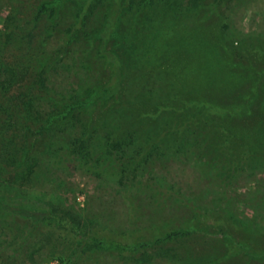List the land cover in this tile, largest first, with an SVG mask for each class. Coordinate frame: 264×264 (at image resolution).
<instances>
[{
  "label": "trees",
  "instance_id": "obj_1",
  "mask_svg": "<svg viewBox=\"0 0 264 264\" xmlns=\"http://www.w3.org/2000/svg\"><path fill=\"white\" fill-rule=\"evenodd\" d=\"M145 1L160 8L154 17L166 25L153 17L122 21L121 13L128 7L118 0H92L89 5L85 0L46 1L34 21L55 24L42 44L32 50L38 34L27 30L29 41H19L10 53L12 42L19 40L11 29L21 28L28 17L22 6L12 7L0 31V216L57 226L87 239L83 245L79 242L82 253L113 251L110 257L123 264H145L137 254L211 231L222 238V261L240 255L262 261L264 87L249 92L247 79L223 80L221 65H148L147 54L160 44L161 30L168 32L167 49L173 50L174 45L200 47L197 37L215 27L196 23L197 29L190 32L167 17L180 11L195 19L206 10L205 0ZM223 2L216 0L215 6ZM53 34L65 37L72 47L68 63L61 65L71 74L50 87L46 72L56 53L64 50L53 55L46 50ZM222 37L228 48L233 47L226 34ZM249 51L252 57L261 55L264 44ZM174 59L182 63L178 54ZM209 66H218L213 76ZM249 68L253 74L255 68ZM24 87L28 89L20 91ZM37 89L48 96L34 94ZM206 89L216 91L218 100L196 99ZM240 91L248 104L229 99ZM112 99L114 105L94 117L95 110ZM245 110L247 115L255 112L252 119H238ZM173 164L189 170L193 182L184 187L169 182L165 172ZM54 172L68 178L76 173L90 176L101 188L121 194L128 212L121 230L97 225L89 231L90 240L82 214L63 199L60 189L38 190L41 196L26 197L38 189L39 180L52 184ZM252 178L259 179L255 188L239 195L236 188ZM241 206L254 214L253 220L236 217ZM53 238L50 231L43 239L49 243ZM2 245L0 241V264H19L4 257ZM76 253H61L57 261L73 264ZM145 255L153 260L157 252Z\"/></svg>",
  "mask_w": 264,
  "mask_h": 264
},
{
  "label": "rangeland",
  "instance_id": "obj_2",
  "mask_svg": "<svg viewBox=\"0 0 264 264\" xmlns=\"http://www.w3.org/2000/svg\"><path fill=\"white\" fill-rule=\"evenodd\" d=\"M46 1L49 0H0V31L6 27L7 18L14 5L22 6V12L28 15V17L26 16L27 22H23L21 28L15 26L11 29L13 33L19 35V40L18 42H12L10 53L17 49V45L20 46L18 44L19 41H29L27 30L38 34V37L33 40L32 50H36L42 44L43 40L41 41V39L44 34H47V29L55 24L47 20H43L39 24L34 21L39 7ZM106 1L109 2V0ZM205 1L206 10L195 19L190 18V14H183L180 11L177 12L176 16H167L170 20L174 19L177 21L179 25L190 28V32L195 31L196 23L215 27V30L214 28L213 30L209 29L210 31L207 34L203 33L204 35L197 37V42L200 41V44H197L201 46L196 47V44H184L176 48L174 45L171 46L173 50H168V32L165 29L161 30L160 44H157V46L154 45L149 54H147L146 58L149 60L148 65H221L220 69L222 71L219 75L223 80L237 79L241 82L247 79L246 88L249 89V92H252L255 87L257 89L263 88L264 51L261 55L256 54L252 57L249 50L253 47H260L262 43L264 44V0H220L224 2L218 7H216L217 5L215 6L216 0ZM85 2L86 5H89L92 0H85ZM118 3L122 7L123 5H127L126 7H128L127 10L121 13L122 21H140L144 18L151 17L157 18V21L159 20L158 17L154 16L159 13L158 10L160 8L158 9L156 5L152 8L149 7V3L145 0H118ZM166 22L160 21L158 24L164 23L163 25H166ZM225 34L227 38L229 37L228 39L233 41V47H227L222 37ZM189 36L188 39L190 41L193 40L191 39L193 35ZM172 38V40H175L174 37ZM208 40L212 41L209 43ZM45 45L46 50L50 51V53L64 49L62 53H56L53 59L55 60L54 64L46 72L45 78L48 81L47 85L51 87L54 84L53 82L62 83L71 74L61 65H65V62L68 63L71 57L70 50L72 47L67 45L65 37L54 34ZM214 48L217 51L215 53ZM177 54L178 58L182 60V63L177 64L175 61L174 58ZM250 66L255 68L253 74L249 71L251 70L249 68ZM217 67L209 66L212 76L214 75V70L218 69ZM53 69H57V74L51 77V74L54 72ZM257 72L259 75L255 77ZM23 89L26 90L28 88H20V91ZM20 91L16 90L15 92ZM242 92H237L229 99L231 101L234 100V102L241 101L244 104H248V99L241 100V97L246 96ZM34 94L40 97L48 96L47 91L44 94L41 89L35 90ZM222 95L226 94L222 93ZM251 95H249L250 100H252L251 97L253 96ZM195 97L198 100H218L216 91L209 89L204 90ZM255 99L257 100V98ZM114 100H110L107 106L97 108L94 112V117L100 116L108 106L114 105ZM219 100H222V98ZM256 108L257 105L255 107V104H253L250 110L254 111ZM247 112L248 110H245L238 119H252L251 116L255 115V112L253 115H247L249 114ZM165 173L169 182L182 187L193 182L192 173L184 167L175 164L170 166ZM260 177L264 178V175H260ZM258 181V178H252L242 183L236 188L237 193L241 196L247 195L255 188ZM36 185L38 189L35 188V192L30 190L26 197L41 196L37 192L38 190L43 191L44 189L50 188L60 189L65 194L63 199H69L70 202L68 201V204H74L77 212L82 214L85 229L89 235L87 238L90 240L93 234L91 235L89 231L91 229L95 231L97 225L104 227L105 223L107 224L106 226L119 229L118 231H120L121 229L119 227H121V222L127 218L128 212L123 206L122 195L115 192V190L113 192L112 190L101 188L99 182L90 176H83L80 173H76L74 177L68 178L61 172H54L52 175V184H46L42 180H39ZM235 214L238 219L244 221H251L254 218V214L242 206L236 209ZM5 219H7L6 223H4ZM4 225L6 226L3 227ZM50 231L53 233L54 238L51 242L46 243L43 238ZM3 232L6 234H3ZM0 241L3 242L1 250L3 251L4 257L9 255L19 264H60L57 261V257L61 253L68 255L75 250H77V253L74 256L73 264H82L84 261H87V264H123L121 260L115 261L110 257L113 251L87 252L84 254L82 253L83 248H81L79 242L83 245L87 242V239H79L76 235L68 234V232L59 229L57 226L43 227L41 225H35L24 217L13 215L0 216ZM225 250L221 236L216 231H211L206 234H197L192 237L178 239L155 249H150L146 253L144 252L147 255L157 252L156 259L150 260L144 253L143 255L139 253L136 257H142L146 261L145 264H188V261L193 264H198L199 262L201 264H264V260L253 259L248 255H240L230 260L222 261L226 255ZM129 264H139V262L134 261Z\"/></svg>",
  "mask_w": 264,
  "mask_h": 264
}]
</instances>
